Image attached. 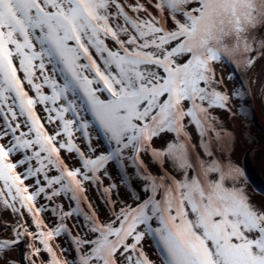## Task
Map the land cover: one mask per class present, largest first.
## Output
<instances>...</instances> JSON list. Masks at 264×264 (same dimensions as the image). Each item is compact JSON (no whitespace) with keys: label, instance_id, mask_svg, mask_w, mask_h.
<instances>
[{"label":"snow or ice","instance_id":"obj_1","mask_svg":"<svg viewBox=\"0 0 264 264\" xmlns=\"http://www.w3.org/2000/svg\"><path fill=\"white\" fill-rule=\"evenodd\" d=\"M257 99L264 0H0V264H264Z\"/></svg>","mask_w":264,"mask_h":264},{"label":"bare ground","instance_id":"obj_2","mask_svg":"<svg viewBox=\"0 0 264 264\" xmlns=\"http://www.w3.org/2000/svg\"><path fill=\"white\" fill-rule=\"evenodd\" d=\"M255 87L258 89L259 83ZM229 127H233L231 122H229ZM235 128L238 137L236 154L243 159L251 181L250 190L253 187L264 189V151H261L264 147V102L260 99L255 101L247 130L250 134L241 136L239 120L235 122ZM253 140L255 141L254 144L251 143ZM251 148H255L257 151L250 152L249 149ZM256 198L260 199L261 197L257 196Z\"/></svg>","mask_w":264,"mask_h":264}]
</instances>
